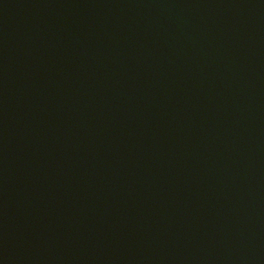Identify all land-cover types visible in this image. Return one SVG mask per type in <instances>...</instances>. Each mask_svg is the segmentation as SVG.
Masks as SVG:
<instances>
[{
  "label": "water",
  "instance_id": "water-1",
  "mask_svg": "<svg viewBox=\"0 0 264 264\" xmlns=\"http://www.w3.org/2000/svg\"><path fill=\"white\" fill-rule=\"evenodd\" d=\"M0 264H264V0H0Z\"/></svg>",
  "mask_w": 264,
  "mask_h": 264
}]
</instances>
